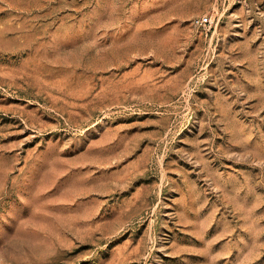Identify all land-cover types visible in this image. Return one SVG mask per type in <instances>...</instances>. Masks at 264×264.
<instances>
[{
    "label": "rangeland",
    "instance_id": "1",
    "mask_svg": "<svg viewBox=\"0 0 264 264\" xmlns=\"http://www.w3.org/2000/svg\"><path fill=\"white\" fill-rule=\"evenodd\" d=\"M0 264H264V0H0Z\"/></svg>",
    "mask_w": 264,
    "mask_h": 264
},
{
    "label": "built area",
    "instance_id": "2",
    "mask_svg": "<svg viewBox=\"0 0 264 264\" xmlns=\"http://www.w3.org/2000/svg\"><path fill=\"white\" fill-rule=\"evenodd\" d=\"M197 24L203 27H211L213 25V19L210 16H201L198 18Z\"/></svg>",
    "mask_w": 264,
    "mask_h": 264
}]
</instances>
